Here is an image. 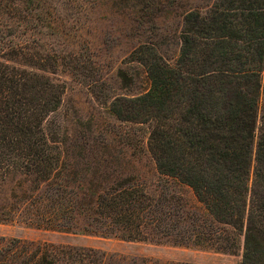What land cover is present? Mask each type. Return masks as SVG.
Returning a JSON list of instances; mask_svg holds the SVG:
<instances>
[{"label": "trees", "instance_id": "trees-1", "mask_svg": "<svg viewBox=\"0 0 264 264\" xmlns=\"http://www.w3.org/2000/svg\"><path fill=\"white\" fill-rule=\"evenodd\" d=\"M117 1L130 4L128 17L138 2L149 3ZM182 2L169 13L170 32L138 43L129 56L147 90L103 96L109 115L135 130L120 143L144 144L163 179L148 189L111 174L105 158L88 169L69 160L53 120L65 93L59 70L90 73L83 27L68 40L72 48L57 51L68 22L53 4L78 24L86 1L0 0V222L206 248L239 256L237 264H264V0ZM169 180L187 187L196 205ZM66 251L73 254L57 255ZM113 260L91 249L0 239V264Z\"/></svg>", "mask_w": 264, "mask_h": 264}, {"label": "rangeland", "instance_id": "rangeland-1", "mask_svg": "<svg viewBox=\"0 0 264 264\" xmlns=\"http://www.w3.org/2000/svg\"><path fill=\"white\" fill-rule=\"evenodd\" d=\"M85 1V13L77 16L78 24L71 22V11L65 13L64 6L53 4L61 20L68 22L64 24L63 31L67 37L74 36L75 31L83 27L79 44L90 70L86 76L73 74L65 69H60L57 73V79L65 85V93L61 108L53 120L65 139V156L69 160L85 161L86 163L79 164L85 169L88 166L95 167L105 158L110 163L103 165L111 174L133 176L148 189H158L164 182L157 173L146 146L120 143L124 134H131L135 130L119 124L109 115L103 96L113 94L134 97L147 90L142 70L130 62L129 56L138 43L153 42L158 33L170 32L173 27L169 13L176 6V0H149L147 6L140 1L131 17L127 16V13L130 15L127 12L130 4L117 0ZM186 1L183 0L182 3ZM185 7L184 4L180 6L181 9ZM73 36L63 38L64 44L57 39V51L72 48L73 43L68 40L72 41ZM118 72L124 74V80L117 79ZM99 80L101 84L93 83ZM263 114L261 104L259 117ZM169 183L188 204L196 205L192 192L187 187L170 180ZM7 187L3 190L6 191ZM0 239L91 249L99 254L112 256L114 260L108 264H144V261L158 264H237L239 261L237 255L218 253L206 248L174 246L166 242H131L85 232L38 229L19 220L0 222ZM72 252L57 255L66 258ZM85 254L86 252L81 255ZM88 256L93 257L91 253Z\"/></svg>", "mask_w": 264, "mask_h": 264}]
</instances>
